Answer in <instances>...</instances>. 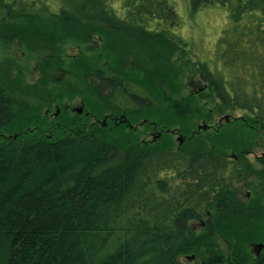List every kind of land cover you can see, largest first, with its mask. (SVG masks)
Returning <instances> with one entry per match:
<instances>
[{
    "label": "trees",
    "instance_id": "obj_1",
    "mask_svg": "<svg viewBox=\"0 0 264 264\" xmlns=\"http://www.w3.org/2000/svg\"><path fill=\"white\" fill-rule=\"evenodd\" d=\"M58 2L0 0V25L60 44L81 26L117 28L104 19L112 12L139 34L141 66L159 101L134 76L53 61L46 72L51 82L94 101L84 102L87 117L58 120L49 135L44 124L26 132L23 121L36 125L29 118L34 101L0 73V264H174L194 243L190 223L230 180L227 169L244 171L250 162L140 144L126 132L172 104L179 77L174 57L189 48L173 0ZM215 5L225 9V23L211 60L196 66L199 80L223 110L264 125V0H189L191 11ZM106 113L126 123L117 135L123 145L111 137L115 128L88 126ZM207 259L226 264L218 254ZM227 264H264V255L233 254Z\"/></svg>",
    "mask_w": 264,
    "mask_h": 264
},
{
    "label": "rangeland",
    "instance_id": "obj_2",
    "mask_svg": "<svg viewBox=\"0 0 264 264\" xmlns=\"http://www.w3.org/2000/svg\"><path fill=\"white\" fill-rule=\"evenodd\" d=\"M51 1L54 5L59 4L58 0ZM173 1L182 23L181 34L189 48L185 53L177 51L174 57L179 77L172 104H162L161 116L140 119L131 129L127 127L126 132H132V138L140 144L158 145L174 151L205 150L225 159L239 156L250 160L249 171L241 175L243 180L225 182L229 188L239 183L231 189L232 193L217 196L202 209L198 219L190 223L189 231L193 234L194 243L176 256L174 264H206L207 258L213 254L220 255L227 264L233 254L256 256L255 246L259 244L262 249L257 254L264 255V125L253 124L240 111L223 110L196 72L199 61H209L214 52L215 42L225 23V9L215 5L191 11L189 0ZM112 8L117 10L115 4ZM104 19H113L117 28L109 30L111 27L101 26L100 31H96L81 26L75 37L64 38L60 44L43 40L41 36L44 34L38 37L16 32L7 24L0 25V73L35 105L29 118L36 125L23 121L26 132L44 124L42 130L50 125L51 129L44 131L49 135L60 121L66 124L76 116H88L84 102H91L93 98L51 82L46 72L53 61H77V69L84 63L90 71L110 67L123 75L134 76L159 101L149 71L141 66L135 37L139 34L127 31L112 12ZM114 115L106 113L99 118L100 121L93 116L88 126L97 124L98 130L105 128L111 132L115 128V136L112 134L111 137L118 145H123L118 140L125 129L119 128L126 123ZM116 120L118 123L115 125ZM219 199L228 203V209L219 210Z\"/></svg>",
    "mask_w": 264,
    "mask_h": 264
},
{
    "label": "flooded vegetation",
    "instance_id": "obj_3",
    "mask_svg": "<svg viewBox=\"0 0 264 264\" xmlns=\"http://www.w3.org/2000/svg\"><path fill=\"white\" fill-rule=\"evenodd\" d=\"M153 127V126H152ZM193 153H198L197 155H200V154H203V153H205V154H207V155H212V154H210V153H208V152H197V151H195V152H193ZM226 160H228V161H233V162H237V164L238 163H240V161H238V159H237V157L235 156V157H232V158H230V159H226ZM249 160V159H248ZM249 162H250V160H249ZM239 165V164H238ZM246 169H244V171H242V170H240V169H238V168H233V167H230V168H228L227 169V172L228 173H230L231 175H228L229 176V179L230 180H233V181H241V180H243L244 178L241 176L242 174H243V172H245L244 174H246L249 170L247 169L246 171H245ZM231 172H234V174H232ZM237 172V174L235 175V173ZM237 185H239V183H236ZM237 185H235V186H237ZM234 185L233 186H231L230 188L228 187V185H227V183H225L224 184V187H223V190H220V191H217V193L215 194L216 195V197L218 196V198L219 197H221V196H225V195H228L230 192L232 193V190L231 189H233L234 187H235ZM215 197V198H216ZM214 198V199H215ZM214 199H213V201H214ZM223 199H219V201H218V203H220V206H219V210L220 211H223V210H225V207H221V205H222V203H224L223 201H222ZM212 201V200H211ZM212 201V202H213ZM210 204V203H209ZM208 204V205H209ZM227 205H228V203H226ZM259 245H261V244H259ZM261 249H262V247H261ZM257 250V249H256ZM257 252L258 251H256V257H259L260 256V254H257Z\"/></svg>",
    "mask_w": 264,
    "mask_h": 264
},
{
    "label": "water",
    "instance_id": "obj_4",
    "mask_svg": "<svg viewBox=\"0 0 264 264\" xmlns=\"http://www.w3.org/2000/svg\"><path fill=\"white\" fill-rule=\"evenodd\" d=\"M255 249H257V251H259L261 249V246H255Z\"/></svg>",
    "mask_w": 264,
    "mask_h": 264
}]
</instances>
